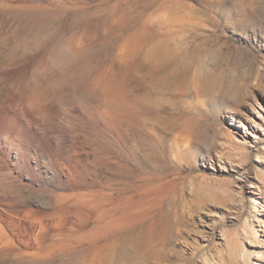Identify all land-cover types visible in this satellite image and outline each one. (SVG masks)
<instances>
[{"label": "rangeland", "instance_id": "1", "mask_svg": "<svg viewBox=\"0 0 264 264\" xmlns=\"http://www.w3.org/2000/svg\"><path fill=\"white\" fill-rule=\"evenodd\" d=\"M0 216V264H264V0H0Z\"/></svg>", "mask_w": 264, "mask_h": 264}, {"label": "bare ground", "instance_id": "2", "mask_svg": "<svg viewBox=\"0 0 264 264\" xmlns=\"http://www.w3.org/2000/svg\"><path fill=\"white\" fill-rule=\"evenodd\" d=\"M169 40L161 41V42H158L157 44H155L148 51V53L150 54L149 55V60L156 61V62H159V61H166V62L167 61L168 62L170 61V62H173L174 68L176 70H177V67L179 68V66H182V65H185V66H189L190 67L191 66L190 64L195 60V58L197 56L196 53H194L193 50L192 51H188L185 46L180 45V44H183L184 42L183 43H180L178 46H174L172 42H169ZM194 49H196V48H194ZM196 51H198V50L196 49ZM199 57H200V55H199ZM180 61H181V64H180ZM193 65H195V64L193 63ZM183 68L184 67L182 66V69ZM193 71H194V69H193ZM207 83H208V85H210L211 84V79L208 80ZM210 86H208V87H210ZM214 93H216V92H214Z\"/></svg>", "mask_w": 264, "mask_h": 264}]
</instances>
